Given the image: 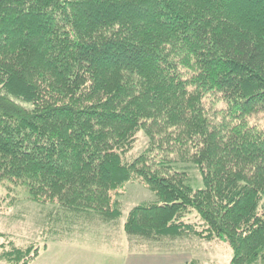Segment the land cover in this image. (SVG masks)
Listing matches in <instances>:
<instances>
[{"label":"trees","instance_id":"trees-1","mask_svg":"<svg viewBox=\"0 0 264 264\" xmlns=\"http://www.w3.org/2000/svg\"><path fill=\"white\" fill-rule=\"evenodd\" d=\"M257 114L264 0H0V182L55 205L54 240L68 219L113 227L112 192L138 179L155 199L128 211L127 241L223 240L231 264L264 263ZM5 237L1 260L38 255Z\"/></svg>","mask_w":264,"mask_h":264},{"label":"rangeland","instance_id":"rangeland-1","mask_svg":"<svg viewBox=\"0 0 264 264\" xmlns=\"http://www.w3.org/2000/svg\"><path fill=\"white\" fill-rule=\"evenodd\" d=\"M215 107L218 109L222 106L220 101L213 99ZM205 103V101H204ZM250 125H255L259 129L264 128V114L252 115L248 118ZM137 141L133 149L124 155V161L130 162L139 154L146 145V138L141 133L137 134ZM191 177V185L193 188L201 186V178L197 169L191 168L189 172ZM112 199L118 200L120 203L121 217L114 222V226H101L94 221L92 225L83 224V217H79L76 222L68 224L70 235L82 233L83 235L103 236L104 238L113 239L119 242V247H128L131 251H154V252H170L180 253L172 261L179 260L190 264H231V247L223 240L206 241L196 237L177 238L166 241L167 248L164 245L154 241H146L137 238L126 240L123 232V222L128 211L135 205L140 203H148L155 199L154 194L149 191L138 179L125 183L115 192L111 194ZM55 207L53 203L39 198L33 200L27 187L19 182L12 183L9 181L0 182V232L6 235L1 241H9L22 248L28 245H36L38 250L44 249L47 244L57 241L54 240V234H58L60 226L55 222L47 220L46 215L51 208ZM64 216V214H61ZM60 217L64 220V217ZM70 215H67L69 217ZM192 222L197 220L194 211L189 212L187 218ZM120 223V225H119ZM61 224V223H60ZM48 227V230L47 228ZM49 236L50 238H47ZM34 243V244H33ZM39 254V251H38ZM186 261V262H185ZM19 263V262H17ZM182 263V264H184ZM0 264H13L12 261L0 259ZM181 264V263H177ZM258 264H264L258 262Z\"/></svg>","mask_w":264,"mask_h":264},{"label":"crops","instance_id":"crops-1","mask_svg":"<svg viewBox=\"0 0 264 264\" xmlns=\"http://www.w3.org/2000/svg\"><path fill=\"white\" fill-rule=\"evenodd\" d=\"M119 240L103 236L70 235L63 240L53 241L30 264H177L184 261L171 259L180 253L130 251L119 247ZM186 262V261H185Z\"/></svg>","mask_w":264,"mask_h":264}]
</instances>
